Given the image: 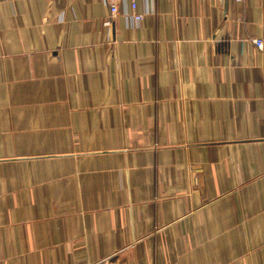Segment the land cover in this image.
Returning a JSON list of instances; mask_svg holds the SVG:
<instances>
[{
    "label": "crops",
    "instance_id": "crops-1",
    "mask_svg": "<svg viewBox=\"0 0 264 264\" xmlns=\"http://www.w3.org/2000/svg\"><path fill=\"white\" fill-rule=\"evenodd\" d=\"M136 1L0 0V264H264V0Z\"/></svg>",
    "mask_w": 264,
    "mask_h": 264
},
{
    "label": "built area",
    "instance_id": "built-area-1",
    "mask_svg": "<svg viewBox=\"0 0 264 264\" xmlns=\"http://www.w3.org/2000/svg\"><path fill=\"white\" fill-rule=\"evenodd\" d=\"M245 1L246 0H235L236 3H243ZM103 3L109 7L112 18L123 14L130 19L133 26L140 25L147 15V13L139 11V5L136 0H103ZM106 25L110 26L111 22L106 21ZM253 43L259 50H264V40L255 39L253 40Z\"/></svg>",
    "mask_w": 264,
    "mask_h": 264
}]
</instances>
